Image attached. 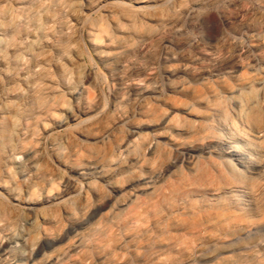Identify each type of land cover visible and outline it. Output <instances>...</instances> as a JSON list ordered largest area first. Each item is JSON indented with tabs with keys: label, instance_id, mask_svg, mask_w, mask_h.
<instances>
[{
	"label": "rangeland",
	"instance_id": "rangeland-1",
	"mask_svg": "<svg viewBox=\"0 0 264 264\" xmlns=\"http://www.w3.org/2000/svg\"><path fill=\"white\" fill-rule=\"evenodd\" d=\"M260 203L264 0H0V264H264Z\"/></svg>",
	"mask_w": 264,
	"mask_h": 264
},
{
	"label": "bare ground",
	"instance_id": "bare-ground-1",
	"mask_svg": "<svg viewBox=\"0 0 264 264\" xmlns=\"http://www.w3.org/2000/svg\"><path fill=\"white\" fill-rule=\"evenodd\" d=\"M233 147H236L237 149H238V144H236V143H234L233 145H232ZM85 185L86 186H88L89 185V183H88V181L85 183ZM86 198V189H84L83 188V190H82V192H81V199H85ZM262 205H264V203H260V204H258L257 206L258 207H262ZM214 206H212L211 208H213ZM216 207V206H215ZM205 214H203V216L205 215V217H206V220H210L211 218H213V217H216L215 215H213L212 216V213H208V214H206L207 212L206 211H203ZM42 215V214H41ZM46 216V215H45ZM202 216V217H203ZM203 220V219H202ZM196 225H199V222H197V224Z\"/></svg>",
	"mask_w": 264,
	"mask_h": 264
}]
</instances>
